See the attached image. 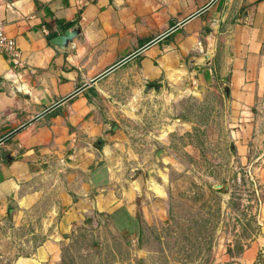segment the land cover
I'll use <instances>...</instances> for the list:
<instances>
[{
	"label": "crops",
	"instance_id": "1",
	"mask_svg": "<svg viewBox=\"0 0 264 264\" xmlns=\"http://www.w3.org/2000/svg\"><path fill=\"white\" fill-rule=\"evenodd\" d=\"M0 22L20 55L0 51V141L17 131L0 144V239L43 202L47 217L64 207L46 234L95 212L136 217L153 168L140 143L128 146L127 124L151 122L161 139L170 107L193 95L227 91L241 151L247 139L264 148V0H0ZM76 28L71 50L51 45ZM147 140V151L161 144ZM112 187L127 190L116 197ZM258 222L264 232V204ZM54 242L14 264L53 262ZM262 254L259 239L236 264H264Z\"/></svg>",
	"mask_w": 264,
	"mask_h": 264
},
{
	"label": "rangeland",
	"instance_id": "2",
	"mask_svg": "<svg viewBox=\"0 0 264 264\" xmlns=\"http://www.w3.org/2000/svg\"><path fill=\"white\" fill-rule=\"evenodd\" d=\"M230 97L219 89L177 103L174 113L170 107L168 133L161 139L151 122L127 124L128 146L138 149L140 143L141 157L153 168L152 178L145 174L153 184L150 194L145 185L132 203L136 217L95 212L69 218L72 225L64 234H46L47 225L57 228L65 221L64 207L47 217L51 203L43 202L32 218L6 223L0 264H14L47 241H56L58 251L46 264H236L257 240L264 244L258 222L264 204V148L252 151L254 142L247 139L241 151ZM146 139L161 144L147 151ZM128 168L127 176L134 177ZM157 183L164 184V194ZM112 188L116 197L127 190Z\"/></svg>",
	"mask_w": 264,
	"mask_h": 264
},
{
	"label": "water",
	"instance_id": "3",
	"mask_svg": "<svg viewBox=\"0 0 264 264\" xmlns=\"http://www.w3.org/2000/svg\"><path fill=\"white\" fill-rule=\"evenodd\" d=\"M80 34H81V29L80 28L69 29V30L65 31V33L63 35H60V36H57V37L53 38L51 40V45H53L54 47H56L58 50H60L62 52H68L69 50H71V48H72V46L74 44V40L76 38H78L80 36ZM122 64H124V63H122ZM109 72H111V71H109ZM150 88H154V89L158 90V86H151ZM67 100H69V99H66L64 102H66ZM58 106H60V105L58 104L55 107H53L52 109H49L47 112H45L43 115H41V117L45 116L46 114H48L50 111H52L53 109H55ZM41 117H39V118H41ZM15 133L9 135L8 137H6L2 141H0V144L4 143L8 139H10L12 136L15 135ZM149 177L150 178L153 177V172H151V171L149 172Z\"/></svg>",
	"mask_w": 264,
	"mask_h": 264
},
{
	"label": "built area",
	"instance_id": "4",
	"mask_svg": "<svg viewBox=\"0 0 264 264\" xmlns=\"http://www.w3.org/2000/svg\"><path fill=\"white\" fill-rule=\"evenodd\" d=\"M0 51L13 59H18L20 56L16 41L7 36L5 24L2 22H0Z\"/></svg>",
	"mask_w": 264,
	"mask_h": 264
}]
</instances>
